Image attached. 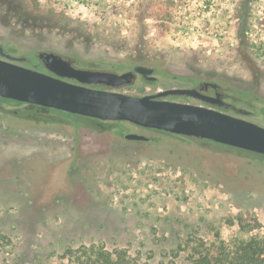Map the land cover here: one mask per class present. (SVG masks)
<instances>
[{
	"label": "rangeland",
	"instance_id": "1",
	"mask_svg": "<svg viewBox=\"0 0 264 264\" xmlns=\"http://www.w3.org/2000/svg\"><path fill=\"white\" fill-rule=\"evenodd\" d=\"M0 43L31 57L148 60L183 86L221 80L264 99V0H0ZM178 82L137 80L122 93ZM263 104L244 119L264 128ZM1 109L10 108L0 104V264H65L66 249L91 244L169 264L185 240L264 235V164L125 123L151 140L123 151L119 129L14 122Z\"/></svg>",
	"mask_w": 264,
	"mask_h": 264
},
{
	"label": "water",
	"instance_id": "2",
	"mask_svg": "<svg viewBox=\"0 0 264 264\" xmlns=\"http://www.w3.org/2000/svg\"><path fill=\"white\" fill-rule=\"evenodd\" d=\"M35 54L42 63L43 71L14 64L13 61L23 59L4 54L0 45V99L81 116L87 119L85 125L95 128L99 134L116 130L117 124L125 123L142 130L204 139L264 156L263 127L221 112L213 104L212 98L183 86L186 81L184 77L161 73L158 65L152 61L142 60L129 65L101 56L83 61L84 65H77V59L73 57V61L58 51L42 50ZM102 66L111 70L100 69ZM163 75L179 80L178 84L182 86L164 88L142 96L117 91L119 87L135 85L137 80L155 85ZM65 79L75 80L78 84L68 83ZM194 81L199 84L218 82L245 95L242 90L221 80ZM88 85L109 89L96 90ZM247 94V100H264L254 93ZM238 97L242 98L240 95ZM185 98L197 99L202 105L184 103L182 100ZM125 138L150 140L134 133Z\"/></svg>",
	"mask_w": 264,
	"mask_h": 264
},
{
	"label": "flooded vegetation",
	"instance_id": "3",
	"mask_svg": "<svg viewBox=\"0 0 264 264\" xmlns=\"http://www.w3.org/2000/svg\"><path fill=\"white\" fill-rule=\"evenodd\" d=\"M1 48L4 54L13 56V57H21L22 61H13L14 64L21 65L23 67L27 68H35L36 70L43 71L42 63L40 59L37 57L36 54H34L32 57L28 55L23 54H17L14 50H7L6 47L1 44ZM0 58L2 56L0 55ZM69 59L75 61L77 58L68 57ZM12 62V61H11ZM77 65H84L83 62H79L77 59ZM104 69L106 71H110L111 68L106 67H100V69ZM66 82L71 84H78L75 80L72 79H65ZM206 84V85H205ZM199 84V82H190V85L187 86L188 88H194L198 91V93H201L205 96H208L213 99V104L216 106L218 110L224 113H228L233 116H239L241 118L246 117H258L260 114V111L256 109L255 104L261 103L263 104V100H259L258 98H255L253 100H247L244 99L247 95H244L243 93L233 91L231 88L224 87V85L209 81L208 83ZM87 87L96 89V90H108V87H100L97 85H88ZM127 86L119 87L118 92L122 93V90H125ZM156 93V92H155ZM241 96L242 98H239L238 96ZM184 103H190L195 105H202L197 102V99L194 98H185L182 100ZM0 104L4 105L5 107H9L10 109H1V112L6 114V116H9L11 120L15 121H21L27 120L28 122H34V123H44L50 121L49 123H69L67 120H73L77 123H80V125H84L87 123L85 118L77 115H71L68 113H63L55 110H49L44 109L39 106L35 105H22L18 102L12 101V100H6V99H0ZM264 105V104H263ZM264 111V110H263ZM262 111V112H263ZM39 114V115H38ZM91 130H94L95 128H92L88 126ZM116 129H119L117 132L121 135V140L123 143H121V148L124 151L127 146H123V144H145L146 141H138V140H128L125 138V136L130 134H138L143 137H146L145 135H142L136 131H129L128 128H124L121 124L115 127ZM95 131V130H94ZM150 131V130H146ZM152 132V131H150ZM174 138H177L179 140L185 141L187 143H192L198 146L200 149H203L210 154L215 155H221V156H236L238 158H244L248 160H253L257 164L261 165L264 164V156L261 154H257L254 152H250L247 150L238 149L232 146H227L224 144L216 143V142H210L204 139H198L194 137H186V136H178V135H170ZM149 138V137H146ZM150 139V138H149ZM151 140V139H150ZM149 140V141H150ZM148 141V142H149ZM57 145L59 146H67V149H75L77 150L78 142L75 140L74 146L71 148L67 145L66 140H58ZM53 143V142H52Z\"/></svg>",
	"mask_w": 264,
	"mask_h": 264
},
{
	"label": "trees",
	"instance_id": "4",
	"mask_svg": "<svg viewBox=\"0 0 264 264\" xmlns=\"http://www.w3.org/2000/svg\"><path fill=\"white\" fill-rule=\"evenodd\" d=\"M244 33L245 31L242 34ZM249 232L251 229L246 231ZM184 252H187V264H264V235L216 243L185 240L178 244L176 250L170 252L172 260L169 264H177L176 259ZM60 259L65 264H149L126 249H106L102 244L68 248Z\"/></svg>",
	"mask_w": 264,
	"mask_h": 264
}]
</instances>
